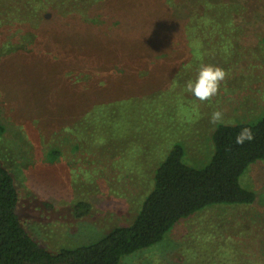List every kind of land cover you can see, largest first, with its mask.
Returning a JSON list of instances; mask_svg holds the SVG:
<instances>
[{"label":"rangeland","instance_id":"obj_1","mask_svg":"<svg viewBox=\"0 0 264 264\" xmlns=\"http://www.w3.org/2000/svg\"><path fill=\"white\" fill-rule=\"evenodd\" d=\"M58 1L62 7V1L67 3ZM143 1L107 0L101 33L123 38L127 47L145 28L157 47L173 48L175 57L134 71L139 87L162 95L136 107L139 115L130 124L125 120L121 132L106 142L105 114L92 104L112 94L98 86L89 90V80L82 78L86 71H74L77 87L51 68L66 56L54 38L83 20L71 12L69 19L43 22L27 11L29 0H0V160L15 181L25 228L51 252L96 241L113 227L130 224L173 143L184 144V161L206 163L214 111L222 112V122L253 120L264 112V0H180L188 7L167 12L170 17L158 26L147 22L131 28L132 18L140 20L144 10L175 4ZM50 2L49 15L58 13L57 0ZM30 32L36 36L29 38ZM123 57L119 67L131 64ZM65 62L72 64L68 58ZM41 64L43 79L54 76L56 84L55 92L46 99L40 95L39 101L28 69ZM205 64L222 67L226 75L217 94L200 101L186 83ZM61 95L66 103L74 102L69 114L59 107ZM143 114L149 118L143 120ZM130 133L135 135L122 141ZM240 183L255 191L253 203L205 207L176 222L160 242L123 257L121 264H264V160L250 164ZM79 201L91 206L82 217L73 211Z\"/></svg>","mask_w":264,"mask_h":264},{"label":"trees","instance_id":"obj_2","mask_svg":"<svg viewBox=\"0 0 264 264\" xmlns=\"http://www.w3.org/2000/svg\"><path fill=\"white\" fill-rule=\"evenodd\" d=\"M29 1L27 11L30 8L32 18H38L43 22L53 17L69 19L67 15L71 12H77L76 14L83 20L80 24H73L68 32L65 31L54 38L56 48L61 49L66 56L51 64V68L54 74L60 78L64 77L67 82L77 87L79 78L75 76L74 71H86L82 78L89 80H87L90 83L89 90L98 86L99 90L104 89L112 94L107 97L100 96L92 104V109L95 108L101 114H105L102 132L104 141L111 142V137H116L119 129L121 132L125 120L130 124L131 119L139 115L136 107L149 106V103L161 97L163 91L146 93L148 91L137 85L133 74L137 68L148 69L149 63H153L154 60L174 58L175 51L169 47H157L156 41L151 39L145 28L134 39V43L128 44L127 47L123 38L101 33L99 26L105 17L101 9L107 4V0H67V3L62 1L63 7L57 0V3H53L59 14L53 12L52 15L48 13L51 0ZM173 2L174 6L160 3L159 6L164 7L162 10L158 4L151 11L144 10L139 17L140 20H136L137 16L132 18L134 22L130 27L134 28L140 24L145 27L147 22L158 26L161 21L170 17L171 14L167 12L179 10L182 5L188 7L180 0ZM74 27L78 29L73 30ZM28 35L29 38H34L36 32H30ZM170 50L174 53L171 54ZM122 54L131 64L119 67ZM66 58L72 62L70 66L66 64ZM43 64L38 68L33 65L28 69L31 74L28 81L38 91L33 97H37L39 101L40 95L46 99L49 94H53L55 92L53 87L56 84V81H52L56 79L54 76L43 79L41 68ZM111 81H115L114 84ZM106 82L109 85L104 88ZM158 82L159 79L155 78V85ZM62 86L61 83L58 87L59 95ZM64 93L63 91L62 94ZM63 95L59 107L69 114L74 108V102L66 103ZM120 106L125 110L120 111L118 109ZM112 111V115L108 116ZM90 112L92 113L91 110ZM140 117L143 120L149 118L144 114ZM243 127L252 130L253 139L237 144L235 138ZM3 131L4 127L0 123V135ZM134 135L131 133L125 135L122 141L127 139V136ZM210 138L212 150L208 161L203 165L184 161L186 155L184 144L173 143L158 162L152 176V184L130 224L117 225L96 241L74 247H62L57 252L49 251L25 228L18 211L19 193L15 181L0 160V264H121L123 257L160 242L176 222L205 207L215 204L253 203L256 200V193L242 186L240 177L250 164L264 160V112L253 120L215 124ZM134 141L137 140L131 142ZM90 209L88 202L79 201L74 205L73 211L76 216L82 217Z\"/></svg>","mask_w":264,"mask_h":264},{"label":"clouds","instance_id":"obj_3","mask_svg":"<svg viewBox=\"0 0 264 264\" xmlns=\"http://www.w3.org/2000/svg\"><path fill=\"white\" fill-rule=\"evenodd\" d=\"M225 75V70L220 66L212 64L202 65L199 67L195 79H190L186 83V89L198 100L206 101L210 97L217 94L219 90V84L224 80ZM222 117L223 114L221 111H214L211 115V121L214 124H218L222 122ZM252 139V130L248 127H243L237 134L235 142L237 144H243L246 140L251 141Z\"/></svg>","mask_w":264,"mask_h":264}]
</instances>
